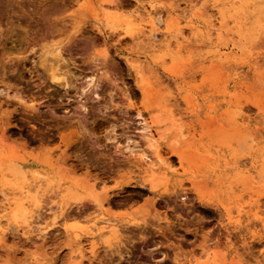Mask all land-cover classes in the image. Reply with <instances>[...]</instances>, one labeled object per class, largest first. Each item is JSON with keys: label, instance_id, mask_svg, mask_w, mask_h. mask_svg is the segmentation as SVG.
Here are the masks:
<instances>
[{"label": "rangeland", "instance_id": "rangeland-1", "mask_svg": "<svg viewBox=\"0 0 264 264\" xmlns=\"http://www.w3.org/2000/svg\"><path fill=\"white\" fill-rule=\"evenodd\" d=\"M227 1L0 0V264H264V0Z\"/></svg>", "mask_w": 264, "mask_h": 264}, {"label": "bare ground", "instance_id": "bare-ground-1", "mask_svg": "<svg viewBox=\"0 0 264 264\" xmlns=\"http://www.w3.org/2000/svg\"><path fill=\"white\" fill-rule=\"evenodd\" d=\"M219 1V0H218ZM234 1H236V0H232V1H227V3L228 2H233L234 3ZM223 2V1H222ZM216 3V2H215ZM215 3H214V5H215ZM104 4V3H103ZM217 4V3H216ZM223 4V3H222ZM230 4V3H229ZM220 5H221V3H220ZM224 5V4H223ZM222 5V6H223ZM106 6V7H105ZM102 5V4H100V8L102 7L103 9H111L112 7H113V4L112 3H107V5ZM227 6H228V4H227ZM232 6V5H231ZM230 6V7H231ZM224 7V6H223ZM223 7H221L220 6V9L221 8H223ZM225 7H226V1H225ZM229 7V6H228ZM227 7V10L229 9ZM237 8V7H236ZM235 8V9H236ZM102 9V10H103ZM225 10H226V8H224ZM224 9H221V10H224ZM226 10V11H227ZM231 10V9H230ZM234 10V7H233V9H232V11ZM225 11V12H226ZM236 11V10H235ZM228 12V11H227ZM221 13V12H220ZM238 13H240V12H238ZM222 14V13H221ZM222 16V15H221ZM226 16V13H225V15H224V17ZM209 17V16H208ZM217 17H219V16H217ZM224 17H220L221 19H223ZM207 19H209V18H207ZM216 20V19H215ZM219 20V19H218ZM225 20V19H224ZM206 21H209V22H211V19L210 20H206ZM222 21V20H221ZM227 20H225V22H226ZM224 21H223V23H225ZM156 24V22H155V20H151V22H150V26L152 27V29H153V26ZM221 24V23H220ZM214 25V24H213ZM224 24H222V26H223ZM214 27V26H213ZM134 61L135 60H132V59H130L129 60V62L131 63V65H132V67L134 68V70H135V73H136V76L138 77L139 75H140V69H139V65H137L136 63H134ZM140 64V63H139ZM141 66V65H140ZM53 80L55 81H57V79H59V77H62L61 75H55V73H53ZM59 81V80H58ZM63 81V80H62ZM149 88L147 87V86H144V85H142V87H141V93H143L144 94V92L146 91V90H148ZM138 116H140L141 117V115H140V113H138ZM143 123H144V127H143V130H144V132H146L147 133V140L146 141H148V144L150 145V146H154L153 144H154V141H155V139H156V135L158 134L157 132H153V131H151V129L149 128V125H147L146 123H145V121H143ZM146 130V131H145ZM143 134H145V133H143ZM146 135V134H145ZM160 136H161V134H160ZM154 153L157 155V158L161 161L162 159H161V156L159 155V153L157 152V149H155L154 150ZM143 156H146L147 157V155H146V153H141ZM222 161V160H221ZM224 162V161H223ZM226 163H228V162H225L224 164H226ZM162 166H159L158 165V170L160 171V169H162L161 168ZM156 169H157V167H156ZM11 170H13V169H11ZM166 170H164V172H165ZM167 172V171H166ZM165 172V173H166ZM40 181L41 180H37L36 181V184H37V186H39L40 185ZM13 185H15V187H17L18 186V188H20L18 191H11L10 192V194L12 195V197L8 200L7 199V201H6V204L9 206V205H11V204H15L14 206H15V208L14 209H12V210H10L9 211V217H11L14 221H18V220H21L22 222L23 221H25V223H27L28 225H29V223H31V222H28L27 221V216H26V213H27V209H26V206H30V204H32L33 202H36V197L35 196H32L31 195V198H30V194H31V190L32 189H34V187H27V188H25V186L24 185H22V184H18V183H13ZM17 185V186H16ZM37 187L35 186V189H36ZM33 201V202H32ZM257 201V200H256ZM263 203V202H262ZM100 204V206L102 205V202H100L99 203ZM257 204V203H256ZM261 205V204H260ZM259 207V205L257 206V208ZM241 208V207H240ZM4 210H6L5 208H4ZM241 209H238V211H240ZM259 211V210H258ZM257 213V212H256ZM230 217V216H229ZM262 221H263V219H262ZM26 224V225H27ZM47 226H49V225H45V226H43L42 228H45L44 229V232L46 231V228H49V227H51V226H49V227H47ZM116 228H118L117 227V220H115V219H111V218H107V219H103V223L102 224H100V226L98 227V230H100L101 232L99 233V235L98 236H100V235H103L102 236V238H103V240L104 241H108L109 240V233H111V232H115V231H117V229ZM2 230H3V223H2V215H0V233H2ZM31 230V229H30ZM48 230V229H47ZM43 232V231H42ZM86 232H88V231H86ZM89 233V232H88Z\"/></svg>", "mask_w": 264, "mask_h": 264}]
</instances>
